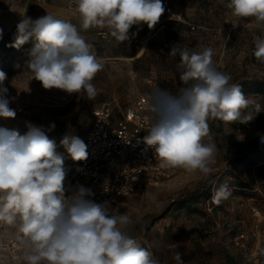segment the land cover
I'll list each match as a JSON object with an SVG mask.
<instances>
[{
    "label": "rangeland",
    "instance_id": "1",
    "mask_svg": "<svg viewBox=\"0 0 264 264\" xmlns=\"http://www.w3.org/2000/svg\"><path fill=\"white\" fill-rule=\"evenodd\" d=\"M229 2L174 0L176 12L194 29L160 18L152 29L134 25L130 40L118 43L110 35L102 38L100 28L82 29L79 16L61 3L0 0V71L6 73L3 86L16 112L15 118H0V128L22 136L30 127L39 128L55 141L57 152L69 156L60 141L67 135L84 142L96 109L106 104L128 108L141 97L150 98L157 88L175 95L187 86L179 79V56L168 54L174 45L197 52L211 48L216 68L230 75V82L237 83L245 97H255L264 105V58L254 55L256 40L264 38V27L233 16ZM47 13L75 24L104 62L92 81L93 99L46 90L32 79L27 65L34 39L19 49L9 46L22 17L36 20ZM208 124L202 142L216 147L211 177L178 168L140 195L126 197L119 213L131 218L129 234L159 264H176L177 251L184 264H264V112L248 123L210 118ZM221 184H227L232 195L217 205L210 197ZM15 230L16 226L0 223V264H25L22 254L12 257L1 249Z\"/></svg>",
    "mask_w": 264,
    "mask_h": 264
},
{
    "label": "clouds",
    "instance_id": "2",
    "mask_svg": "<svg viewBox=\"0 0 264 264\" xmlns=\"http://www.w3.org/2000/svg\"><path fill=\"white\" fill-rule=\"evenodd\" d=\"M72 4L82 29H106L118 43L130 40L134 25L152 29L165 12L162 0H72ZM227 7L233 16L264 27V0H230ZM30 38L35 41L27 65L32 79L46 90L95 97L92 81L104 62L75 24L48 13L36 20L22 17L9 46L19 49ZM168 54L179 56V79L187 86L175 95L159 88L151 93L144 143L154 148L162 166L211 177L216 147L202 142L209 132L208 120L248 123L264 112V105L245 97L240 86L230 82L231 76L216 68L211 48L197 52L174 45ZM254 55L264 58V38L256 40ZM5 79L6 73L0 71V118H15ZM60 144L73 161L87 160V145L79 137L66 135ZM56 147L39 128L30 127L23 136L0 128V223L16 226L25 264H159L129 234L132 220L127 214L95 203L84 186L66 196L67 171ZM231 195L232 189L221 184L210 199L219 205ZM174 259L184 264L179 251Z\"/></svg>",
    "mask_w": 264,
    "mask_h": 264
},
{
    "label": "built area",
    "instance_id": "3",
    "mask_svg": "<svg viewBox=\"0 0 264 264\" xmlns=\"http://www.w3.org/2000/svg\"><path fill=\"white\" fill-rule=\"evenodd\" d=\"M29 1L39 5L61 3L78 16L72 0ZM162 4L165 12L161 18L164 21L195 28L176 12L174 0H162ZM100 34L102 38L109 36L106 29H100ZM149 102L150 98L141 97L128 108L115 109L106 104L94 111L93 124L84 141L87 160L73 161L70 156L62 155L67 171L66 196L71 195L78 185L84 186L93 193L89 198L95 203L119 212L126 197L140 195L147 186L169 178L178 169L162 166L154 148L144 143L149 128ZM16 237L17 228L1 246L2 251L12 257L22 254Z\"/></svg>",
    "mask_w": 264,
    "mask_h": 264
}]
</instances>
